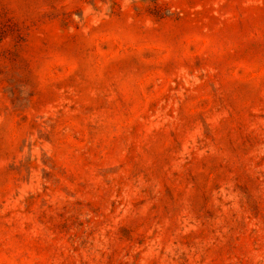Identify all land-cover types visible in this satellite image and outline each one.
<instances>
[{"label":"rangeland","instance_id":"1","mask_svg":"<svg viewBox=\"0 0 264 264\" xmlns=\"http://www.w3.org/2000/svg\"><path fill=\"white\" fill-rule=\"evenodd\" d=\"M0 264H264V0H0Z\"/></svg>","mask_w":264,"mask_h":264}]
</instances>
